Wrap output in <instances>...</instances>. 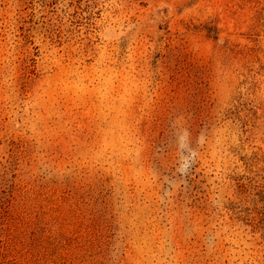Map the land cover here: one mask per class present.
Returning a JSON list of instances; mask_svg holds the SVG:
<instances>
[{"label": "rangeland", "instance_id": "374dc122", "mask_svg": "<svg viewBox=\"0 0 264 264\" xmlns=\"http://www.w3.org/2000/svg\"><path fill=\"white\" fill-rule=\"evenodd\" d=\"M0 264H264V0H0Z\"/></svg>", "mask_w": 264, "mask_h": 264}]
</instances>
